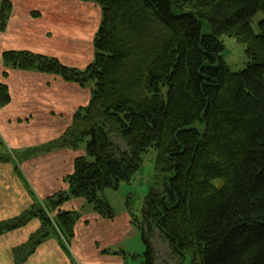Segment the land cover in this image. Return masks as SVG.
<instances>
[{
	"label": "trees",
	"instance_id": "16d2710c",
	"mask_svg": "<svg viewBox=\"0 0 264 264\" xmlns=\"http://www.w3.org/2000/svg\"><path fill=\"white\" fill-rule=\"evenodd\" d=\"M95 1L103 18L95 58L85 69L28 50L2 54L8 70L35 69L82 87L97 81L89 104L61 137L13 153L20 159L86 147L64 179L67 189L36 198L31 209L0 223L2 234L41 221L16 249L17 264L51 237L72 258L80 217L63 205L83 198L99 215L114 218L101 193L129 182L151 147L157 150L156 185L143 220L135 219L146 243L142 264H166L158 259L157 231L175 264L188 257L189 264H264V19L258 33L252 26L264 0ZM12 10V2L2 0L0 31ZM224 35L246 46L244 69L233 71L225 61ZM10 101L1 83L0 106ZM44 206L55 210L56 222Z\"/></svg>",
	"mask_w": 264,
	"mask_h": 264
},
{
	"label": "crops",
	"instance_id": "0c3cea01",
	"mask_svg": "<svg viewBox=\"0 0 264 264\" xmlns=\"http://www.w3.org/2000/svg\"><path fill=\"white\" fill-rule=\"evenodd\" d=\"M10 1L13 10L6 30L0 31V84L7 85L11 96L7 105L0 106V138L4 143L0 150V223L31 209L36 198L43 201L65 189L64 179L74 171L75 160L85 155V149L55 148L28 158L13 157L10 161L5 157L61 137L71 126L75 113L89 104L93 90L91 85L82 87L35 69L8 70L2 54L7 50H28L85 69L95 58V51H90L86 40L91 36L93 39L98 29L97 26L90 29L88 12L81 8L70 14L79 20L77 25L72 24L65 18L66 9L59 6L58 0ZM6 70L8 75L4 77ZM130 223L127 213L110 220L93 211L79 218L70 243L74 258L84 264L122 263L112 248L127 236ZM18 230L0 235V264H16V249L29 240L28 236L20 241L23 235L18 239L15 233ZM54 239L48 238L41 244L25 264H73Z\"/></svg>",
	"mask_w": 264,
	"mask_h": 264
},
{
	"label": "rangeland",
	"instance_id": "374dc122",
	"mask_svg": "<svg viewBox=\"0 0 264 264\" xmlns=\"http://www.w3.org/2000/svg\"><path fill=\"white\" fill-rule=\"evenodd\" d=\"M58 1L60 4L59 6L61 8L66 9L67 15L65 16V18L69 19L72 24L77 25L79 20L76 19L77 17L71 16L70 14L74 13V11L81 8L83 10H87L88 12L87 18L92 23V27H90V29H92L93 26H95V28L97 26L98 29L96 30L97 31L99 30L103 18V12L101 7L97 4L95 0H88V1L58 0ZM262 19H264V12H259L252 22V26L255 32L257 33L259 32V22ZM76 28H78V26ZM97 31H94L93 39L91 38L92 36L91 37L89 36L90 37L89 40L88 38L86 40L88 41L87 44L89 46V49H91L90 50L91 52L95 51L93 40L95 38ZM221 39L225 46L222 54L225 61L230 66V68L233 71H240L244 69L249 61L248 55L246 53V46L234 36L224 35L222 36ZM91 81H90L91 84L89 83L87 86L91 85L90 86L91 88H96L97 81L96 80H91ZM81 149H86V147L83 146ZM9 155L14 156L13 153H9ZM14 157L17 158V156ZM156 158H157V150L154 147H151L150 149H148V151L142 154L141 167L129 182L128 181L122 182L120 184L119 189L107 188L101 193V196L111 205L113 212L115 213V216L122 217L124 214L127 213L130 216V221H131L130 223L131 229L128 232L127 236L119 244L113 246L112 248V250H115L116 252L120 253L119 255L122 263L115 261L110 264H142L144 262L146 243L143 240L142 232L138 228V225L136 224L137 221L135 219H138V221L140 222L143 220L142 211L145 205V199L152 190V188L156 185V173H157ZM87 159L90 162L94 160L90 156H87ZM64 185L65 187L63 188L66 189L68 187V184L66 183ZM81 199L83 198H76V199L72 198V200L70 199L63 205V209L68 211L73 210L75 212V215H77V217L80 218L86 214H91L94 211V206L91 203L87 202L85 199L83 200ZM43 208L44 211L48 214V216L52 218V221L56 222L57 213L55 212V210L53 208L51 209V207L47 208L46 206H44ZM37 219L38 218L30 220V222L27 223L25 226L18 228L19 230L14 229V230H18L17 232H15L17 238L18 236L23 235L20 238V241L25 240L28 236L31 237L33 233H36L38 231V229L41 227V221ZM108 219L111 220L113 218H108ZM36 220L40 221L38 225ZM154 241H155L154 243L157 246L159 262L166 264H175L174 259L169 258L168 245L163 240V238L159 236L158 231H157L156 239ZM27 242L28 240H26V242L21 246H24ZM55 243H57L56 240ZM58 250L60 251V253L63 254L60 247L58 248ZM71 254H72L73 264H84L82 261H79L77 258H74L72 249H71ZM26 262L27 261H25V263ZM182 264H189V257Z\"/></svg>",
	"mask_w": 264,
	"mask_h": 264
}]
</instances>
